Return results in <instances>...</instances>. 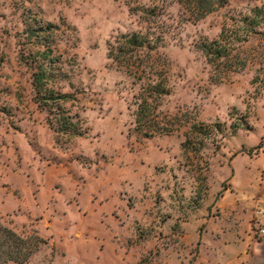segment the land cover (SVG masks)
Segmentation results:
<instances>
[{
  "label": "rangeland",
  "instance_id": "1",
  "mask_svg": "<svg viewBox=\"0 0 264 264\" xmlns=\"http://www.w3.org/2000/svg\"><path fill=\"white\" fill-rule=\"evenodd\" d=\"M261 6L196 22L177 0H0V221L45 241L27 264H264V24L222 83L198 50ZM134 33L152 49L119 53ZM45 46L81 135L37 103L27 62ZM162 80L174 132L147 139L138 98Z\"/></svg>",
  "mask_w": 264,
  "mask_h": 264
},
{
  "label": "trees",
  "instance_id": "2",
  "mask_svg": "<svg viewBox=\"0 0 264 264\" xmlns=\"http://www.w3.org/2000/svg\"><path fill=\"white\" fill-rule=\"evenodd\" d=\"M230 0H177L183 11L189 15L193 21H200L212 12L225 7ZM152 12V11H151ZM264 24V6L256 7L251 14L236 20L230 26H224L219 37L214 41H203L198 46V50L204 55L206 62L216 74L213 78L216 82L222 83L226 80L228 74H239L247 69L248 62L241 58L239 50L249 42L252 36L263 34L259 28ZM48 29V28H47ZM35 32V30H30ZM124 47L119 53L125 55L133 54L134 51L142 49H152V40L142 33H134L121 38ZM53 51L49 46L44 50H39L30 54L28 62L34 67L32 74V85L36 90L37 103L46 108L49 114L54 115L48 119L50 127L56 133L78 136L81 133L77 130V124L74 118L67 114L61 107L59 101L67 99L69 96L60 98L49 91L45 84L56 70V64L59 62L52 55ZM109 58L117 64L128 63L126 60H120V54L109 51ZM124 59V58H123ZM130 70V68H127ZM139 96L141 100L137 106L135 114V125L137 131H142L144 138L152 139L158 135H170L174 128L169 123L159 122L158 100L163 96L170 94L165 85V81L156 84H148L143 87ZM164 119H167L164 116ZM178 117H175L177 119ZM186 144L182 146L185 148ZM45 241L37 234L21 235L14 229L4 225L0 221V264H27L33 255L40 249Z\"/></svg>",
  "mask_w": 264,
  "mask_h": 264
},
{
  "label": "built area",
  "instance_id": "3",
  "mask_svg": "<svg viewBox=\"0 0 264 264\" xmlns=\"http://www.w3.org/2000/svg\"><path fill=\"white\" fill-rule=\"evenodd\" d=\"M262 218L264 220V211L262 212ZM259 231H260V233H264V228H261Z\"/></svg>",
  "mask_w": 264,
  "mask_h": 264
}]
</instances>
